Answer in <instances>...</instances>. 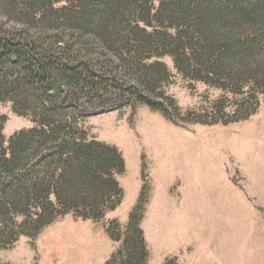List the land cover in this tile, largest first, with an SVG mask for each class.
Masks as SVG:
<instances>
[{
    "label": "rangeland",
    "instance_id": "1",
    "mask_svg": "<svg viewBox=\"0 0 264 264\" xmlns=\"http://www.w3.org/2000/svg\"><path fill=\"white\" fill-rule=\"evenodd\" d=\"M162 2L98 0L100 16L90 23L88 10L96 9L83 14L79 0H0V26L37 39L47 56L60 54L66 42L71 50L64 59L131 80L140 75L133 52H125L134 47L126 41L131 29L174 32L173 20L156 22ZM156 61L166 69L156 93L173 100L172 121L145 105H127V98L78 108L86 139L116 148L124 160V172L115 176L122 191L117 207L98 220L59 215L39 230L21 215L0 218V264L118 262L131 219L146 247L140 264H264V94L245 76L220 81L221 88L184 77L170 56L144 63ZM29 96L22 90L18 99ZM1 117L4 146L36 126L10 101L0 102Z\"/></svg>",
    "mask_w": 264,
    "mask_h": 264
},
{
    "label": "trees",
    "instance_id": "2",
    "mask_svg": "<svg viewBox=\"0 0 264 264\" xmlns=\"http://www.w3.org/2000/svg\"><path fill=\"white\" fill-rule=\"evenodd\" d=\"M97 1L79 0L83 14L96 9L88 10L90 23L100 16ZM163 2L156 22L162 24L158 16L173 20L169 28L174 32L131 29L126 41L134 47L125 52H133V69L140 74L131 80L115 69L96 71L75 57L64 59L71 50L66 42L58 49L63 54L47 56L37 39L0 26V102L10 101L15 113L31 114L36 124L13 134L4 146L6 119L0 118L1 219L21 215L28 228L39 230L59 215L98 220L117 207L122 191L115 176L124 172V160L116 148L86 139L77 127L78 108L83 101L127 98V105H145L172 121L173 100L156 93L166 69L157 61L145 64L151 56H170L180 74L209 86L245 76L264 94V0ZM181 20L184 25L176 23ZM22 90L30 92L29 98L18 99ZM128 231L125 255L109 264L145 259V243L133 219Z\"/></svg>",
    "mask_w": 264,
    "mask_h": 264
}]
</instances>
